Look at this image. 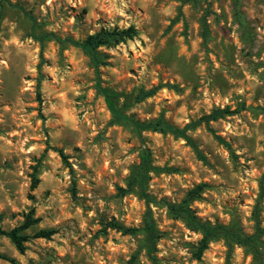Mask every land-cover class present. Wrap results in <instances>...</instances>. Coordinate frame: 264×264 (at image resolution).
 <instances>
[{
  "label": "rangeland",
  "instance_id": "rangeland-1",
  "mask_svg": "<svg viewBox=\"0 0 264 264\" xmlns=\"http://www.w3.org/2000/svg\"><path fill=\"white\" fill-rule=\"evenodd\" d=\"M131 24L135 38L103 49V84L125 93L166 86L129 115L147 121L163 114L183 126L216 107L244 105L211 123L233 152L204 126L190 132L205 160L181 138L143 132L158 168L146 185L162 233L158 264H256L224 240L197 259L201 235L170 216L166 202L206 183L192 203L196 214L213 223L235 219L245 233L254 231L252 212L264 186V0H0V228L21 224L33 211L39 221L28 233L53 231L31 238L24 253L0 237V252L16 261L0 264H127L140 248L142 233L107 224H143L145 200L118 189L127 186L143 144L129 126L112 124L94 69L75 46L60 51L54 40L44 42L40 105L41 44L32 36L80 39ZM259 215L264 226V197ZM135 264L152 262L142 251Z\"/></svg>",
  "mask_w": 264,
  "mask_h": 264
},
{
  "label": "trees",
  "instance_id": "trees-1",
  "mask_svg": "<svg viewBox=\"0 0 264 264\" xmlns=\"http://www.w3.org/2000/svg\"><path fill=\"white\" fill-rule=\"evenodd\" d=\"M139 33L138 28L131 24L127 27H102L98 31L87 34L84 38L75 39L70 36L60 37L53 32H44L39 35L33 33L32 36L40 42V61L38 63L39 78L37 80V100L41 105L43 102L41 84H42V66L46 62L43 55V46L46 40H54L59 45L60 51L68 46H75L82 50L88 57L91 67L96 74L95 89L97 93L102 95L107 109L111 114L112 124H123L131 128L132 132L137 136L143 144L140 162L135 165L127 178L126 187H118L121 194L136 192L145 200L146 210L143 216L142 226H126L117 221H111L107 224L108 227L116 229L123 234H143L141 246L132 255L127 264H135L140 253L145 251L152 264H158L155 255L157 251V243L162 233L157 225L153 215L151 203L152 197L146 191V185L150 178V173L158 168L152 164V153L148 147L144 145V131H154L163 134H171L175 138H181L190 145L197 156L201 160H205V156L199 149L196 141L190 135L191 131L196 130L200 126H204L210 131L213 136L225 144L231 152L230 144L225 141L211 126V123L222 119L226 116L234 115L244 108L241 105L236 108L230 106L216 107L209 113L200 116L197 119H192L183 126H178L169 122L163 114L158 117L141 121L135 119L128 114V110L136 103L141 102L158 92L159 89L166 85L158 84L149 88L139 87L130 93L115 90L103 84L100 68L109 65V55L103 50L104 48L114 47L120 43L126 42L135 38ZM60 153L66 161L61 149H55ZM37 185V180L32 183V188ZM207 186L206 183H200L190 189L179 202H166L168 214L174 218L181 219L185 225L201 235L194 256L200 259L213 241L224 240L226 245L231 250L235 246L243 247L247 253L251 254L256 264H264V226L262 225L259 208L261 199L264 197V186L261 184V192L253 209V219L255 221L254 231L245 233L240 223L232 219L228 224L213 223L210 220L201 219L192 208V203L201 198V195ZM39 221L34 217V212L30 211L26 214L23 222L11 229L0 228V237L5 236L14 244L17 250L24 253L27 249V242L31 238L50 237L52 230H39L35 233H28V230ZM0 258L16 263L14 258L8 257L0 252Z\"/></svg>",
  "mask_w": 264,
  "mask_h": 264
}]
</instances>
